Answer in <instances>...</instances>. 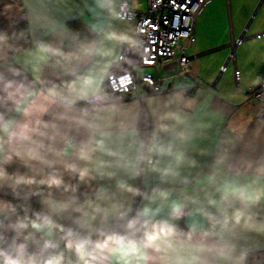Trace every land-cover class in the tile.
I'll return each mask as SVG.
<instances>
[{
  "label": "clouds",
  "instance_id": "1",
  "mask_svg": "<svg viewBox=\"0 0 264 264\" xmlns=\"http://www.w3.org/2000/svg\"><path fill=\"white\" fill-rule=\"evenodd\" d=\"M132 16L0 0V264H264V98L221 131L183 90L118 92Z\"/></svg>",
  "mask_w": 264,
  "mask_h": 264
},
{
  "label": "crops",
  "instance_id": "2",
  "mask_svg": "<svg viewBox=\"0 0 264 264\" xmlns=\"http://www.w3.org/2000/svg\"><path fill=\"white\" fill-rule=\"evenodd\" d=\"M129 2L133 11L145 10L140 0ZM132 23L134 25L133 20ZM263 29L264 0L208 1L195 16L194 41L185 49L189 55L188 67L198 77L182 79L174 75L161 79V90L158 92L167 96L183 90L191 103L186 111L193 120L205 118L208 111L223 109L226 119L221 131L230 119L247 118L251 108L258 103L249 98V92L256 86V76L264 69V35L257 34ZM236 38L240 41L234 44ZM231 49L233 58L229 59ZM222 64L225 67L220 70ZM160 71L166 73V69ZM146 94L152 95L153 92ZM205 103L207 108L202 112ZM254 127L255 120L246 126V138ZM0 195L3 193L0 192Z\"/></svg>",
  "mask_w": 264,
  "mask_h": 264
},
{
  "label": "built area",
  "instance_id": "3",
  "mask_svg": "<svg viewBox=\"0 0 264 264\" xmlns=\"http://www.w3.org/2000/svg\"><path fill=\"white\" fill-rule=\"evenodd\" d=\"M209 0H145V10H132L135 30L141 34L143 41V62L141 67L152 68L143 72L129 70L128 82L122 83L126 75L121 71L113 77L112 87L129 94L135 89L138 94L160 91L159 81L167 77L179 75L184 78L194 77L188 67L189 55L185 49L194 41V20L197 13ZM258 35H264V29ZM240 38L233 40L236 44ZM228 58H233V51ZM225 64L220 66L223 70ZM166 69V73H161ZM234 79L237 78L235 70ZM249 98L260 101L264 98V69L256 76V86L249 92Z\"/></svg>",
  "mask_w": 264,
  "mask_h": 264
},
{
  "label": "rangeland",
  "instance_id": "4",
  "mask_svg": "<svg viewBox=\"0 0 264 264\" xmlns=\"http://www.w3.org/2000/svg\"><path fill=\"white\" fill-rule=\"evenodd\" d=\"M141 2H140V4H142V7H145V0H140ZM210 1V0H209ZM232 1V0H231ZM253 10V9H252ZM252 10H251V12H252ZM250 12V13H251ZM250 15V14H249ZM187 51V50H186ZM186 53H188V52H186ZM145 70H149L150 71V69H148V68H146V67H141V72H143V71H145Z\"/></svg>",
  "mask_w": 264,
  "mask_h": 264
}]
</instances>
